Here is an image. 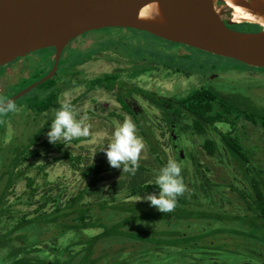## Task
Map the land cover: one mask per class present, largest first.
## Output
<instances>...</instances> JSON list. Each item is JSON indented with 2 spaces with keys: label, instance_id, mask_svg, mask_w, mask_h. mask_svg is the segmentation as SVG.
I'll use <instances>...</instances> for the list:
<instances>
[{
  "label": "trees",
  "instance_id": "trees-1",
  "mask_svg": "<svg viewBox=\"0 0 264 264\" xmlns=\"http://www.w3.org/2000/svg\"><path fill=\"white\" fill-rule=\"evenodd\" d=\"M111 30L94 32L107 31L109 35ZM110 45L109 41L107 50H101L100 44L96 49L81 50V47L71 44L68 53L60 57L56 74L34 88L41 87L45 94L33 96L25 106L36 114L41 125V119L48 116L45 126L30 134L24 115L23 119L2 121L5 133L0 136L6 134L8 127H12L13 132L8 129L10 142H2L0 146V264H125L111 259L108 248L96 253L95 246L115 239L120 242L114 246L117 254H146L150 250L148 246H158V238L163 235L162 230L156 229L160 228L159 224L165 223L170 229L176 225L173 222L175 216L187 221L194 215L201 217L206 208H222L217 207L220 201L218 205L211 200L208 206L201 205L203 200L194 196L197 193L237 194L253 215L241 217L251 225V231L245 228L236 231L246 237L251 235L264 240V165L253 161L251 152L244 148L234 133L237 120L242 116L264 127V104H257L252 97L247 98L229 89L224 93L216 89L192 88L187 94L185 89L172 96L173 93L154 87V92L165 95L164 99L159 98L143 88L122 82L128 68L120 67L114 73L85 77L79 66L98 59V53L108 51ZM39 51L50 53L46 60L51 67L33 83L44 79L56 64L54 48ZM95 51L97 53L92 54ZM129 73L140 76V72L133 68ZM80 75L83 76L79 78ZM79 85L86 87L82 97L98 89L114 96L115 103L107 108L109 113L104 116V121L114 132L117 123L121 125L126 120L124 113L131 114L145 151L139 156L135 174L110 167L102 151L107 144L99 148L97 157H90V151L85 156L82 150L77 151L80 138L52 145L45 137L56 111L66 103L62 100L63 94ZM138 92L141 111L131 104V97ZM80 97L67 102H71L75 109ZM173 97V101H169ZM20 99L13 103H19ZM95 109L86 112L94 115ZM52 111V115H46ZM0 116L2 120L6 114L0 113ZM28 135L34 136L32 144L27 141ZM19 139L22 142L16 143ZM182 139L189 142L188 150L180 146ZM175 144L184 152L174 148ZM170 160L182 165L181 175L185 184V191L177 198L172 211L162 213L150 201H128L127 198L132 197L158 196L156 178ZM18 162L20 164L16 166ZM59 165L71 171L70 178H67L66 170H62V176H59L55 171ZM186 168L190 169L188 174ZM222 173V178L227 177L216 178ZM164 216H170V220H164ZM97 228L103 230L86 241L82 240L85 230ZM158 232L161 234L154 235ZM78 233L81 235L77 242L85 245L78 254L74 255L71 245L61 248L60 245H65L61 243L65 236L71 235L74 239ZM61 252L65 256L60 255Z\"/></svg>",
  "mask_w": 264,
  "mask_h": 264
},
{
  "label": "water",
  "instance_id": "water-1",
  "mask_svg": "<svg viewBox=\"0 0 264 264\" xmlns=\"http://www.w3.org/2000/svg\"><path fill=\"white\" fill-rule=\"evenodd\" d=\"M219 2L249 11L254 20L240 24L263 30L243 33L229 28L236 24L233 9L224 18ZM112 28L144 31L264 69V0H0V68L45 48L55 49L56 61L48 76L8 102L52 78L73 40Z\"/></svg>",
  "mask_w": 264,
  "mask_h": 264
},
{
  "label": "rangeland",
  "instance_id": "rangeland-1",
  "mask_svg": "<svg viewBox=\"0 0 264 264\" xmlns=\"http://www.w3.org/2000/svg\"><path fill=\"white\" fill-rule=\"evenodd\" d=\"M106 32H91L87 34L88 36H86L85 38H81L78 42L74 40L67 46V48L65 49L66 52L64 51L63 55L68 53V51L70 50V45L74 42L76 43L72 44V46L81 47V50H87L90 47L96 49L99 47L98 44L102 45L101 50H107L108 42L110 41L111 42L110 50L113 51L112 53H110L109 51L108 52L105 51L103 53L99 52L98 59H91L87 61L85 64L79 66L80 70L84 72L85 77L92 78V77L98 76L105 72L114 71L117 67L128 68L129 71H130V68H133L142 73L140 77L141 80L138 79L136 83L137 85L142 86V88H144L145 90L147 89L155 90V88L159 90L162 89L163 91H168V92L173 93L172 96H175V93L180 94L177 91H180V92L185 91V89H179V88L170 89L167 87H162L161 85L162 82H166L162 75H155V74L150 73L149 70L152 68L133 65V60L129 56L130 53H132L133 56L134 55H145L144 53H148V54H151V56L156 57L159 61L165 62V61H169L170 59H172V56H175V55H172V56L168 55L167 54L168 49H178L177 45H173L171 43L165 42L164 40L156 38L144 31L129 30V29L127 30L125 29L123 31L122 29H117V30H111L109 35H107ZM123 40L124 41L129 40L128 45L122 47V45L125 44ZM96 53L97 51L93 52L92 54H96ZM115 53L117 54V57H119L122 60H117L116 57L114 56ZM49 54L50 53H45V52H40V51L35 52V53H32L22 58L18 64H16L18 62L17 61L16 63H11L9 65L1 67L0 68V92L1 91L2 92L0 93V103L5 102L6 100L7 102L10 101L13 97L17 96L18 94L28 89L31 86V84L36 83V82L33 83V81H36L39 78H41L43 75V71L45 72L46 69L49 70L51 67V65L46 60V57ZM108 55H110L109 58H108ZM208 55L227 61V64H224L222 67L228 66L229 69L236 70L237 72L242 73L241 78L237 79L236 81L234 79H228V80L224 79V80L215 81L214 84L216 88H220L222 90H225L228 88L229 90H233L235 92H236V88H238V91L240 94H242L243 96L247 98L252 97L253 102L257 104H261L262 102L264 103V69H258L257 70L258 72L251 71V74L253 76L260 75L259 77H247L245 74L248 71L252 70L253 68L243 65L231 59L221 58V57L214 56L211 54H208ZM126 58H130L129 62L131 63V66L127 63L128 61L124 60ZM140 58L141 57L137 58V60H139ZM213 59L214 58L207 57V56H197V57L191 56V57H187V59L185 60V63L187 65H196V67L201 66V70L199 73L207 74L214 69ZM219 64H223V63H219ZM129 71L128 70L125 71V73L123 74V78L126 79L129 76H131ZM1 74H6V75H1ZM49 74H47V76ZM82 76L83 75H80L79 78ZM154 77L158 78L159 81H156L155 83H153L155 80ZM62 85L64 86V83ZM180 86L181 84L177 85V87H180ZM188 90L189 88L186 90V94L188 93L187 92ZM85 91H86V87L84 85H79L78 87H75L73 90L67 91L65 94H63L64 96L62 97V100L64 102L74 101L78 99V97L81 96L80 97L81 100L78 101L75 106V110L78 113L77 119H83L86 124L91 125V128H90V133L87 137L80 138L79 142H81V144H78L76 146L78 147L77 151L82 150V154L84 156L87 154L88 151H90L89 152L90 157H93V155L97 157V152L99 148H101L105 144H108L110 140L114 139V129L111 127L110 124L104 121V116L107 115V113H109L108 109L114 105L115 98L110 92L104 89H98V90L92 91L88 93L86 97H82V94ZM44 94L45 92L41 89V87H39V88L33 89L29 94L21 98L20 101L22 102L19 101V103H14L16 105V110L14 111L15 113L14 112L5 113L6 116H4L2 120L0 116V130H3V128L5 127V125L3 127L1 126L3 120L8 121L9 119H12L13 116L17 119H20V118L23 119V115L25 116L26 124L29 127L28 129H30V134H33L34 130L40 128V126H45L48 122V116H46L47 119L42 117L43 119H41V121H43V124L41 125V122L39 121V119L36 118V114H34V112L30 110H27L25 106V104L28 103L29 100L33 96H43ZM139 94L140 93L138 92V94L134 96L138 100L140 98ZM96 106L99 107L98 110L95 109ZM92 109L96 110L95 114L88 115L87 112ZM103 109L104 110L106 109L107 111L104 112ZM12 113H14V115H12ZM53 113L54 112L52 111V112L47 113L46 115L48 114L52 115ZM125 115H126V119H132V117L128 116L126 113ZM119 126L120 124L117 123V128ZM8 129L11 132H13L12 127H8ZM8 129H7L6 134L4 135L5 142H7L10 139L7 136ZM20 130H21V127H20ZM46 136H47V132L45 133V137ZM33 139H34V136H31V135L27 136L28 143L32 144ZM21 142H22L21 139L16 140V143H21ZM179 144L185 150L189 149L187 147L189 145V142L186 139H182L181 141H179ZM141 153L144 154L145 151L142 150ZM145 156L147 155L145 154ZM251 156L253 157V161H259L261 164L264 165V152L260 148H258L255 152H251ZM201 157L206 160V158L203 157V155H201ZM19 164H20L19 162L16 163V166H18ZM62 170H66L67 178L71 177L72 173L67 167L61 166V165L55 167V171L59 173V176H62V174H60ZM186 172L188 174L190 172V169L186 168ZM17 174L18 172L16 173V175ZM222 176H223V173L216 176V178L223 179L227 177L225 176L222 178ZM79 186H81V182L78 184V187ZM19 187L22 188L23 185L20 184ZM151 195H155V194H151ZM145 197L146 196L144 195L140 197H132V198H127V199L128 201H132V202H147L148 200L145 199ZM158 226H160V228L157 227L156 229L162 230L163 234L170 235L173 232L177 231V228H175L174 226H173L174 228L171 227L170 229H167V226L165 223L162 225L159 224ZM102 230L100 228H97L96 230H93V229L85 230L82 233L85 236L82 240L86 241L88 240V238L95 236L96 232L102 231ZM159 234L161 233L158 232V233H155L154 235H159ZM80 235L81 234L78 233L77 235H75L76 238L74 239L72 238L71 235L65 236L61 240V243L65 245H60L61 248L67 245H71L74 255L76 253L78 254L81 251L82 247L85 246L84 244H82V242L80 241L77 242L79 240ZM118 243L120 242L115 239H112L111 241L108 240L105 242H100L101 246H95L94 250L96 251V253L99 254L103 250H106L108 248L107 250L109 251V254H111L110 255V257H112L111 259H115L121 256L122 254V253L117 254V251H115L114 246L116 247ZM150 247H153V246L150 244ZM148 253L149 252H147L146 254ZM60 255L65 256L63 252H61ZM128 255L129 253L126 254V256Z\"/></svg>",
  "mask_w": 264,
  "mask_h": 264
},
{
  "label": "flooded vegetation",
  "instance_id": "flooded-vegetation-1",
  "mask_svg": "<svg viewBox=\"0 0 264 264\" xmlns=\"http://www.w3.org/2000/svg\"><path fill=\"white\" fill-rule=\"evenodd\" d=\"M219 6H223V17L228 18L229 15H231L232 8L227 4L222 5L220 2ZM228 27L243 33H257L263 30V28L260 26L248 22L228 25ZM117 29L112 28V30ZM122 30L124 31L125 29ZM159 39L178 46V49H168V55H175L172 56V59L169 61L161 62L156 57H153L148 53H144L145 55L134 56L132 53H130L129 56L133 60V65L152 68L149 70L150 73L162 75L166 81L162 82V87H167L170 89L206 88L216 89L217 91L225 93L228 88L225 90L216 88L214 84L215 81L224 79H234L236 81L237 79L241 78L242 73H239L236 70H231L228 68V66L222 67L224 64H227V61L223 59L210 56L208 55L210 54L208 52H204L184 44L174 43L162 38ZM128 41H124L125 44H123L122 47L128 45ZM108 51L110 53L113 52L110 50V48ZM109 56L110 55H108V58ZM114 56L117 60H122L117 57L116 53ZM191 56H207L214 58V69L207 74L199 73L201 66L196 67V65H187L185 63L187 57ZM139 57L141 58L137 60ZM21 59L22 58L18 59V62L16 61L17 63H13L18 64ZM129 59L130 58H126L124 60L128 61L127 63L131 66ZM252 68L253 69L248 71L245 75L247 77H259L260 75L253 76L251 71L258 72L257 70L262 68ZM114 72L115 70L105 73ZM141 75L142 73L140 72V76H129L130 78L128 77L123 79L122 82L125 84L130 83L136 88H142V86L137 85L136 83L137 80L140 79ZM156 81H159V79L155 78L153 83ZM178 84H181V86L177 87ZM147 91L156 94V96L159 98L164 99L165 95L158 94L154 92V90L147 89ZM236 91L239 93L238 90ZM134 96L131 97V104L138 110H143L140 105V100ZM174 98L175 97L170 98L169 101H173L172 99ZM6 102L7 100L0 104ZM261 104L264 103L262 102ZM126 114L131 116L129 113ZM12 118L15 117L13 116ZM237 121V128L234 130V133L238 136L240 143L244 146V148L249 152H255L258 148H260L264 152V127L260 124L257 125L247 121L244 116H242V118L238 119ZM4 133V130L0 131V134ZM175 137L177 138L176 135ZM173 147L184 152L182 148L178 146V144L173 145ZM195 147L196 146H194V148ZM194 196L196 199H202L203 202L201 205L204 206H208L210 204L209 200H211V202L216 201V205H218V202L220 201L221 203L217 207L222 206V208H206V212L202 214L201 217L194 215V217L187 221L179 220L177 219L178 216H175L176 218L173 220V222H176V225H173V223L171 225L177 228V231L167 235L166 237L164 234L161 235L160 238H158V246H148V249L150 248L148 254L126 256V254H128V252H126L114 260L118 262L122 261L125 264H264V240L251 235L246 237L236 231L242 230L244 228L249 229L248 231H251V225L241 219V217L253 215V212L247 208V205L243 199H241L237 194L229 192H214L209 194L197 193ZM169 217L170 216H164V220H170Z\"/></svg>",
  "mask_w": 264,
  "mask_h": 264
},
{
  "label": "clouds",
  "instance_id": "clouds-1",
  "mask_svg": "<svg viewBox=\"0 0 264 264\" xmlns=\"http://www.w3.org/2000/svg\"><path fill=\"white\" fill-rule=\"evenodd\" d=\"M80 38L75 39L76 42ZM15 110L16 105L12 102L0 104V113L14 112ZM77 116L78 113L71 102L61 104L47 132L49 143L58 145L81 137H87L90 133L91 125L86 124L83 119H77ZM0 140L1 146L2 142H5L4 135L0 136ZM7 142H10V140ZM143 149L144 143L137 135L136 124L131 119H126L116 128L114 139L102 151L106 154L110 167L115 169L122 168V171L135 174L138 168V159ZM181 169L182 165L180 163L170 160L166 166L160 169L156 178L159 195H148L145 197L152 206H155L162 213L172 211L176 206L177 198L185 191Z\"/></svg>",
  "mask_w": 264,
  "mask_h": 264
},
{
  "label": "bare ground",
  "instance_id": "bare-ground-1",
  "mask_svg": "<svg viewBox=\"0 0 264 264\" xmlns=\"http://www.w3.org/2000/svg\"><path fill=\"white\" fill-rule=\"evenodd\" d=\"M233 9V21L236 24H240L242 21L254 20V17L250 14L249 11H246L244 8L236 6L234 4L229 5Z\"/></svg>",
  "mask_w": 264,
  "mask_h": 264
}]
</instances>
